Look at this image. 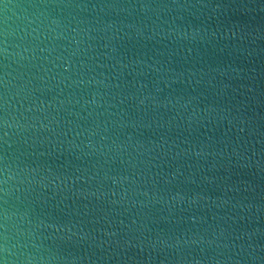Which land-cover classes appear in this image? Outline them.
Returning <instances> with one entry per match:
<instances>
[{
    "label": "water",
    "instance_id": "95a60500",
    "mask_svg": "<svg viewBox=\"0 0 264 264\" xmlns=\"http://www.w3.org/2000/svg\"><path fill=\"white\" fill-rule=\"evenodd\" d=\"M3 261L264 264V0H0Z\"/></svg>",
    "mask_w": 264,
    "mask_h": 264
},
{
    "label": "clouds",
    "instance_id": "9594fccd",
    "mask_svg": "<svg viewBox=\"0 0 264 264\" xmlns=\"http://www.w3.org/2000/svg\"><path fill=\"white\" fill-rule=\"evenodd\" d=\"M6 230H7V229H6ZM4 239H5V245H4L3 251H4L5 253H9V252H10V249H9V247H8V245H7V240H8L7 235L4 237ZM3 264H7V262H6V261H3Z\"/></svg>",
    "mask_w": 264,
    "mask_h": 264
},
{
    "label": "snow or ice",
    "instance_id": "6c2138e0",
    "mask_svg": "<svg viewBox=\"0 0 264 264\" xmlns=\"http://www.w3.org/2000/svg\"><path fill=\"white\" fill-rule=\"evenodd\" d=\"M5 123H6V121H5Z\"/></svg>",
    "mask_w": 264,
    "mask_h": 264
}]
</instances>
